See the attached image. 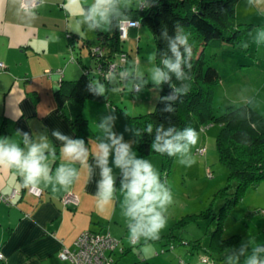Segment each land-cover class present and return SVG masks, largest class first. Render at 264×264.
<instances>
[{"label":"crops","instance_id":"crops-1","mask_svg":"<svg viewBox=\"0 0 264 264\" xmlns=\"http://www.w3.org/2000/svg\"><path fill=\"white\" fill-rule=\"evenodd\" d=\"M92 3L93 0H78L76 5L69 0H39L34 8L35 16H32L20 7L19 0H0V60L5 66L0 71V139L7 138L24 148V133L28 134L29 142L39 143L41 137L46 138L55 152L54 159L45 152L49 157L50 175L55 174L61 163H66L60 155L62 141L56 139L53 132L78 140L68 120L58 111L53 89L61 78H74L80 69L78 62L69 58L67 34L77 33L76 43L82 37L96 43L95 29H89L80 15L81 7ZM234 17L254 22V25L264 24V0H236ZM141 27L140 24L128 26L125 38H139ZM99 28L107 30L108 25ZM82 50L84 48H80L83 59ZM131 91L135 92L132 87ZM136 91H140V87ZM141 91L143 95L148 92ZM79 107L95 137L83 140L89 151L87 165L79 162L72 165L79 176L67 191L57 186L59 190L54 192L52 185L45 187L41 183L42 193L35 197L25 191L23 178L17 170L0 169V195L15 190L9 201L0 199V250L3 254L0 264H69L67 259L58 256L59 247L72 248L75 237L84 229L108 231L117 239L114 248L108 251L115 264H174L154 255L157 245L150 242L153 240L141 237L138 243L123 242L129 234L128 218L122 214V173L113 163L114 151L110 152L108 166L112 169L116 191L107 206H97L101 170L96 165L94 149L101 141L109 142L98 125L106 117H112L111 131L123 136L122 142L129 144L136 155L132 129L122 112L125 109L93 99H84ZM64 194H72L76 202L62 203ZM121 236L123 238L119 239ZM257 255L259 258L260 252ZM247 256L234 257L233 253L217 257L221 258L218 260L211 256V261L212 264H246ZM180 258L187 264H198L185 256Z\"/></svg>","mask_w":264,"mask_h":264},{"label":"trees","instance_id":"trees-1","mask_svg":"<svg viewBox=\"0 0 264 264\" xmlns=\"http://www.w3.org/2000/svg\"><path fill=\"white\" fill-rule=\"evenodd\" d=\"M38 2L39 0L35 4ZM235 2L236 0H137L135 5L123 6L118 0L117 5L123 17L137 21L136 25L131 26L144 25L150 31L157 67H163V59L172 58L169 45L178 33L187 37L192 49L187 64L182 65L185 79L178 80L170 73V81L157 86V98L152 109L135 114L123 110L122 112L132 129V144L141 156L156 153L151 149V144L160 126L165 130L171 127L176 131H183L189 127L196 130L202 124H218L219 129L214 139L217 157L226 167L227 177L233 183L229 187L230 182H227L216 191L215 196L221 197L222 202L215 212L205 208L199 213L186 214L188 219L194 220L212 213L214 226L208 233L207 246L202 245L199 240H196L193 246L205 254L216 257L227 256L234 251L228 249L231 241L220 235L223 218L247 186L255 185L257 181L264 179V116L241 102L213 105L214 88L219 75L215 65L210 61L214 57L213 53L204 51L208 43L213 45H218L221 41L233 43L241 33L240 26L247 28L252 25L245 19L234 20ZM84 8L86 9L87 5H84ZM119 19L120 17L113 16L107 30L95 28V44H91L89 39L83 37L76 43L78 34L74 32L67 34L69 56L78 62L80 69L74 78L59 80L53 89V97L59 113L68 120L73 135L78 140L95 137L79 107L84 99L113 104L106 86L110 85L111 77L119 78L121 81V73H127L124 77L132 81L135 78L144 79L143 75L125 71L128 54L121 42L126 34L124 38L118 36ZM80 48L85 49L89 63L82 61ZM180 50L183 54V47ZM120 52H125V59L122 62L118 57ZM111 62L114 63L113 69L109 72L111 75L105 76L103 72ZM93 81H98L104 86L103 95L93 90ZM185 87L186 92H175V89ZM137 89L138 86L133 90ZM169 96L174 98L164 99ZM168 108L171 111L166 110ZM149 125H152L151 133L147 131ZM160 156L162 166L170 156L167 154ZM170 236L173 235L160 234L157 240L164 239L162 245L167 244L170 247L175 242ZM110 257L115 264L111 255Z\"/></svg>","mask_w":264,"mask_h":264},{"label":"rangeland","instance_id":"rangeland-1","mask_svg":"<svg viewBox=\"0 0 264 264\" xmlns=\"http://www.w3.org/2000/svg\"><path fill=\"white\" fill-rule=\"evenodd\" d=\"M136 1L119 0L120 3L134 5ZM235 19L238 18L234 17ZM141 26L139 38H125L121 45L128 51V73L131 70L139 72L138 75H143L144 79L135 78L132 81L122 77L119 81V78L111 77L110 85H106L113 105L116 104L119 109H125V112L131 114L152 109L158 91L157 85L151 80V70L157 67L152 36L146 26ZM240 27L241 33L233 43L221 41L218 45H205L204 51L213 53L214 57L210 61L219 75L214 88L213 105L241 102L264 116V36L260 35L264 31V24ZM91 43L95 44V40ZM82 55V60L86 64L89 63L85 49L82 50ZM134 84L140 87V91H131ZM143 89L148 90L147 97L143 95ZM124 117L126 118L125 115ZM218 129L219 126L215 123L202 124L196 129L199 139L198 143L190 148L189 155L195 160L191 167L181 165L179 156L169 157L161 166L159 153L141 156L133 146L136 157L148 160L160 174L161 182H166V186L172 191L173 203L167 209V224L160 234H172L170 238L175 239V242L170 247L167 244L160 245L164 239L150 242L157 245L155 256L169 259L174 264H187L180 256H185L190 261L196 260L198 264H212V257L214 260L221 259L214 255L211 257L193 246L196 240L207 246L208 233L214 226L212 213L194 220L186 216L199 213L205 208L215 212L222 202L221 197L215 196L216 191L227 182H230L229 187L233 183L227 177L226 167L217 157L214 139ZM220 235L231 241L228 249L234 250L230 253H234V257L243 255L246 258V254L250 257L253 255V248L258 247L261 249L258 259L264 260V179L243 190L238 201L223 218ZM121 238L123 237H119ZM123 242L129 243L128 235L123 238ZM202 256L207 260H202Z\"/></svg>","mask_w":264,"mask_h":264},{"label":"clouds","instance_id":"clouds-1","mask_svg":"<svg viewBox=\"0 0 264 264\" xmlns=\"http://www.w3.org/2000/svg\"><path fill=\"white\" fill-rule=\"evenodd\" d=\"M69 2L74 5L78 4V0H69ZM32 4V9H29L27 5H22V7L26 13L35 16V0H32ZM117 5L118 0H93V3L86 9L81 7L82 22L86 23L89 29H95L111 24V18L117 16L120 17L118 21L120 30L126 32L125 26L130 22L118 11ZM260 35L264 36V31ZM169 47L172 58L163 59V67H154L151 70V80L157 86L169 82L170 73L174 74L178 80L185 79L182 65L187 64V58L192 55L187 37L178 33L175 39L170 41ZM181 47L184 50L183 54L180 50ZM188 66L191 67V65ZM125 75L127 73H121V77ZM92 86L97 94H104L105 88L98 81H93ZM186 91V87L175 89L176 93ZM173 98V96H169L164 99ZM166 110L171 111L170 108ZM111 120L112 117H106L98 125L109 142L101 141L94 149V159L101 170V179L97 185V206L100 208L107 206L116 191L112 169L108 166L110 152L114 151L113 163L122 173L121 191L124 193L122 214L128 218V240L131 244L138 243L141 237L145 240H157L167 224L166 212L173 203L172 191L166 186V182H161L160 174L148 160L137 158L131 151L130 145L122 142L123 136H117L111 131ZM147 131L152 132V125L148 126ZM53 136L62 141L60 155L66 161L55 169L54 175H50L49 157L45 155V152L48 151L54 159V149L44 137H41L39 143L29 142L27 133H24V148L7 138L0 139V169L17 170L23 178L22 186L25 189L39 191V185L43 183L45 187L52 185L54 192L59 189L67 191L79 176L77 169L72 165L79 162L82 166H86L89 151L85 148L82 139L73 140L68 136L61 135L58 131L53 132ZM198 139V133L193 128L176 131L175 128L170 127L165 130L163 126H160L156 130V137L151 144V149L156 153L167 154L170 157L179 156L181 165L191 167L195 160L189 155L190 148L198 143ZM25 148L27 151L24 150ZM89 171H91L90 168ZM259 251L261 249L258 247L253 248V255L247 258L246 264H264V260L258 259Z\"/></svg>","mask_w":264,"mask_h":264},{"label":"built area","instance_id":"built-area-1","mask_svg":"<svg viewBox=\"0 0 264 264\" xmlns=\"http://www.w3.org/2000/svg\"><path fill=\"white\" fill-rule=\"evenodd\" d=\"M38 0H35V3ZM19 5H27V7H32V0H19ZM24 8V7H22ZM128 19V18H127ZM130 22L126 25L128 26L136 25V20L128 19ZM118 36L120 38L125 37V32H122L117 25ZM96 49V47H94ZM120 62L125 59V52H120L119 54ZM71 59V56H69ZM114 63L108 64L107 68L103 72L105 76L109 75V72L113 69ZM4 69V63L0 60V71ZM49 71V70H46ZM137 85L133 86L136 89ZM25 191L35 197H38L42 193V188L39 187V191H33L32 189H25ZM15 193L12 189L8 194L0 195V199L4 201H9V198ZM62 203H75L76 198L72 194H64L61 197ZM116 244V239L112 237L108 231H92L89 229L81 230L73 241V247L67 248L64 246L59 247L58 256L62 259H67L69 264H113L112 259L107 251L111 250ZM3 258V254L0 250V260ZM202 260H207L205 256L201 257Z\"/></svg>","mask_w":264,"mask_h":264}]
</instances>
